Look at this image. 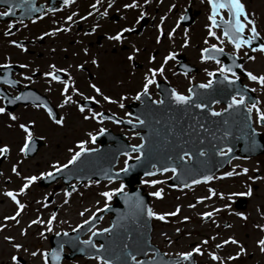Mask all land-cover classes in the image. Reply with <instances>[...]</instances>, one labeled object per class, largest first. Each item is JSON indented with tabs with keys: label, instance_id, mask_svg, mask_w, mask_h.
<instances>
[{
	"label": "flooded vegetation",
	"instance_id": "1",
	"mask_svg": "<svg viewBox=\"0 0 264 264\" xmlns=\"http://www.w3.org/2000/svg\"><path fill=\"white\" fill-rule=\"evenodd\" d=\"M18 3H21V0L16 2ZM131 3L132 0H99V2L72 0L70 4L65 5L58 4L55 0H28V3L22 4L21 7L14 6L9 16L0 17V107L5 109L0 113V147H7V151L0 155V188L4 189V193L8 191L15 193L17 201L24 205L18 210L17 203L4 194L7 204L0 211V226H2L0 256L7 255L11 260V256L16 255L19 264H44V258L40 253H47L49 250L48 237L53 230H46L47 219L38 214L39 203L33 196L36 188L40 187L37 170L30 172L29 176H36L38 179L23 193L20 192V188L26 183L25 177H28L22 173L23 169H28L25 162L33 160L40 148L47 143V137L36 134L37 129L33 127V121L38 120L40 113L47 118L45 122L48 133L50 130L53 133L56 127H67L64 125L70 122L72 117H82L85 127L79 130L80 138L72 135L70 142L73 145L83 141L84 147H87L90 140L88 134L95 135L105 128L124 133L128 138L131 132L126 127L102 119L100 116L93 119V114L109 111L120 118L131 119V107L141 104L142 100L161 101V97L171 94V90L188 95L189 88L206 83L209 79L213 80V85L217 78L221 79L224 88L229 91L230 85L217 71L220 65L216 60L225 66H232V71L236 73L235 85L239 84L247 88L251 92L247 97H256L255 102H259L257 107L260 108L263 102L261 93L263 86L248 80L245 72H252L257 76L264 75L262 70L264 54L258 50L255 52L251 50L264 43V0H241L246 15L254 21L260 36L247 47L236 51L235 55L232 46L221 35V28L213 29L220 39L208 36L207 25L210 22L207 16L210 9L207 0H149L148 4H144V0H137L139 7H123ZM93 4L96 5L95 8L91 7ZM40 6L42 10L39 9ZM170 7L172 11H169ZM7 8L5 4L0 3V11H6ZM32 8L36 11H31ZM141 12L145 13L142 17ZM182 15L185 19L180 20ZM221 15L225 19L229 18L226 10H222ZM69 16H72L71 20L67 19ZM138 17L139 22H137ZM161 17H164L163 21ZM9 23L12 24L11 28L8 27ZM157 25H160L159 29ZM247 27L251 26L246 25V29ZM65 28L68 30L64 31ZM121 28L132 30L123 33L121 41L108 39V36H114ZM56 29L59 31H54ZM169 32H172L171 37L168 35ZM249 35L246 30L243 38L247 39ZM186 36L188 44L185 46ZM205 40L208 41L207 44L204 43ZM212 44L223 48V53L215 60L201 61V49L210 48ZM169 52L175 53V58L165 63L163 58ZM129 56H132L131 60L128 59ZM247 56H252L254 59L249 60ZM93 59L96 60L95 64L92 63ZM162 64L163 74L156 73V83L149 86L148 95L142 94L140 99H136V94L141 92L148 69L155 70ZM237 64L241 65V68L235 67ZM50 65L55 69L65 70L54 73L60 76L61 81L71 77L68 91L63 90L60 81H54L44 75L53 71ZM207 72H212L213 76L209 77ZM225 74L232 79L230 73ZM91 85L99 88L102 95L97 94ZM72 88H75L76 92H72ZM65 95L70 96L73 102H65ZM17 96L26 98L17 100L15 99ZM104 96H108L114 103L104 100ZM50 105L57 110V119L62 118L61 124L57 125L52 118H49L45 109ZM81 107L84 108L83 112L80 111ZM211 107L220 110L224 109L225 105L217 102ZM9 113L16 119H10ZM85 116L88 119H84ZM252 117L254 126L262 130L264 125L256 123L255 110L252 112ZM20 124L29 128L32 137L43 139L41 147L36 148L35 145L32 148L30 140L26 151H20L24 146L26 135L19 127ZM97 126L99 128L92 132L86 129ZM70 148L71 146L67 145L66 149ZM77 150L78 147L73 153ZM13 166L16 168L15 172L12 171ZM239 171L229 170L228 172L236 174L216 178L206 184L207 188L203 187L209 194L220 195L218 199L208 201L200 214L195 212L189 220L183 221L193 222L200 218V222L205 224L194 232V239L187 242L186 248L177 249L176 238L168 237L166 233L158 235L153 227L152 241L164 256L178 258L180 264H221V261L223 264H264V252L260 251L261 246L257 243L264 238V230L261 228L264 226V210L259 212L260 216L255 219V211L246 213L249 199L245 209H238L234 204L238 195H230L231 199H225L224 189L221 188L223 186L219 184L222 181L236 183L237 178L242 176ZM242 185H238L241 188L237 193L248 192L247 189L244 190L245 185ZM252 186L253 190L257 187L254 184ZM45 189L52 192L53 186L49 185ZM209 189H212V192H209ZM251 194L246 197L250 198ZM226 203H230L231 208L226 207ZM45 204L48 203L45 201ZM256 206L260 207L258 204ZM214 209L218 211H213ZM205 212H211L212 215L202 216ZM238 212L243 214V218L236 215ZM6 217H14V219H6ZM37 218L44 223H32L37 221ZM177 232L180 233V229ZM230 237L238 243L224 244L223 241ZM13 244H20L22 247L17 250L12 247ZM197 244L200 245L201 253H194L188 261L181 260L177 255L191 251ZM241 247L245 251L237 256ZM32 252H36L37 255L32 256ZM209 253L215 254L219 259L212 260ZM151 256V253L148 254V257ZM229 256L234 259L229 260ZM61 263L98 264L96 259L79 257L62 259Z\"/></svg>",
	"mask_w": 264,
	"mask_h": 264
},
{
	"label": "water",
	"instance_id": "2",
	"mask_svg": "<svg viewBox=\"0 0 264 264\" xmlns=\"http://www.w3.org/2000/svg\"><path fill=\"white\" fill-rule=\"evenodd\" d=\"M63 1L60 0V2ZM186 113L197 115L198 121L194 122L192 126H195L198 137L202 135L209 138L206 142L201 139L198 142L192 141L184 135V131L191 126L189 120L180 118L173 121L172 124L168 123L167 126L157 115L154 118L156 122L144 126L146 133L142 137L145 138V145L144 151L141 153V160H128L129 169L127 171L113 170L119 154L131 151V148H128L124 142H120L114 148H103L88 155L82 154L77 162L52 174L51 181L61 176L66 184L71 180H80L79 184H81L92 178L100 181L106 179L105 173L113 175L114 179L122 178L124 180L122 184L128 186V190L119 192L114 197L113 204L75 231L84 232L93 226L104 213H112L109 235L104 237L106 249L100 254L106 259L112 260V264H127V247L133 241L149 239L151 217L146 212V209L149 208L148 195L143 193L142 187L135 186L141 184L140 176H145V172L156 173L164 167H175L177 173L169 179L170 185L177 183L182 186L184 184L191 185L193 179H200L205 175L211 176L215 170L223 167L233 156L264 152V141L261 139H258L261 147L257 151H253L260 144L251 141V125L248 122L244 124L240 109H234L230 115L215 116L209 124H207V120L204 121L201 111ZM165 131L173 134L168 136L164 133ZM177 131H182V133L175 135L174 132ZM244 136H246L245 140L242 139ZM238 146H240V150L234 153ZM226 148L230 149L226 155L217 154ZM202 150L205 151L203 156L200 155ZM184 152H188L191 156L189 162L180 161L179 156ZM153 164L156 165L154 170L151 169ZM71 188L72 186L67 187L68 190ZM137 201L140 202L139 207L136 206ZM241 202L244 203V201ZM141 231L144 232L141 233ZM74 248L78 249L79 247L74 246Z\"/></svg>",
	"mask_w": 264,
	"mask_h": 264
},
{
	"label": "snow or ice",
	"instance_id": "3",
	"mask_svg": "<svg viewBox=\"0 0 264 264\" xmlns=\"http://www.w3.org/2000/svg\"><path fill=\"white\" fill-rule=\"evenodd\" d=\"M3 2L7 3V0H3ZM71 2H72V0H64V4L65 5L70 4ZM97 2H99V0H97ZM27 3H28V0H21V3L16 4L15 7H21L22 4H27ZM148 3H149V0H144V4H148ZM207 5H208V7L210 9L209 14L207 16V19L210 22L209 25H207L208 36L209 37H216L217 39H220V37L217 36V33L213 29L221 28L222 29L221 35L224 38H226L227 43L230 44L232 46L233 50H234L233 55H235V52L240 50L242 47H247L248 45H250L255 39H257L260 36V33L257 32V29L255 27L254 21L249 19L248 16L246 15L245 6H244L243 3H241V0H207ZM91 7L95 8L96 5L93 4V5H91ZM109 7H111V4H109ZM123 7L124 8H135V7H139V5L137 4V0H132L131 4H125V5H123ZM172 7H174V5ZM172 7L169 8V11H172ZM30 10L31 11H36L35 8H32ZM222 10H226L227 15L229 17L228 19H225L224 16L221 15V11ZM12 11H13V5L12 4H8V8H7L6 11H0V17L9 16L10 13H12ZM104 14H106V13H104ZM73 15H75V14H73ZM89 15H91V13H89ZM144 15H145L144 12L140 13L141 17L144 16ZM218 17H219V19H217ZM241 18H243V19H241ZM67 19L71 20L72 16H69ZM81 19H84V17H81ZM163 19H164V17H161V21H163ZM183 19H185V17L182 15L180 17V20H183ZM137 22H139V17L137 18ZM246 25H250L251 27H247V29H246ZM8 27L11 28L12 24L9 23ZM156 27L159 29L160 25H157ZM67 30H68L67 28L64 29V31H67ZM93 30H95V29H93ZM131 30L132 29H130V28H121L120 31L116 32L114 36H108V39L109 40H114V41H121L123 39V35L122 34L125 33V32H129ZM246 30H247V32L250 33V35L247 37V39H244L243 38V34L245 33ZM54 31H59V29H56ZM185 31H187V29H185ZM168 35H169V37H171L172 36V32H169ZM157 40L159 41V36L157 37ZM204 43L207 44L208 41L205 40ZM187 44H188V39H187V36H186L185 40H184V45L186 46ZM16 46L17 47H21L20 45H16ZM21 50H23V49H21ZM251 50L253 52L258 50L260 53L264 54V43L259 44L258 48L257 47H253ZM134 51H138V49H134ZM85 52H87V49H85ZM221 53H223V48H219V47H217L216 44H212L210 46V48L206 47V48L201 49L200 59H201V61L215 60L216 57L218 55H220ZM174 58H175V53L169 52L168 55L165 56L163 59H164V62L166 63L169 59H174ZM128 59L131 60L132 56H129ZM150 59H152V57H150ZM247 59L251 60V59H254V57L247 56ZM216 62H217V64L220 65L219 68L217 69V71L221 74L223 80L227 81L229 85L234 84L235 83V78H236V73L232 71V66H225L224 64H221L219 60H216ZM92 63L95 64L96 60L93 59ZM5 67H7V65H5ZM21 67H25V65H21ZM49 67L52 68L53 71L46 72V73H44V75L47 76V77H50L54 81H60L63 84V90L65 92L68 91V89H69V80L71 79V77H69L68 80L61 81L60 76L59 75H55L54 73L57 72V71L63 72L65 70L64 69H55V67L52 66V65H50ZM77 67H79V65ZM235 67L241 68V65L237 64V65H235ZM241 70H243V69H241ZM157 72L163 74V64L159 68H157L155 70L151 69V68L148 69V74H146L144 76V83H143L141 92H138L136 94V99H140L142 94L144 96L148 95L149 86L156 83L155 76H156ZM225 73H230L232 79H230L229 76L226 75ZM207 75L209 77H212L213 73L212 72H207ZM245 75H246L248 80L254 81V82L260 84L261 86H264V75L257 76V75H254L252 72H245ZM6 82L7 83H12L11 81H6ZM212 85H213V80L209 79L206 83H201V84L197 85L196 87L200 88V89H209ZM91 87H93V89L96 91L97 94H101L102 95L101 90L99 88H97L95 85H91ZM71 91L72 92H76V89L72 88ZM192 91L193 90L191 88H189V94L188 95H183V94L177 92L176 90H171V99L173 100L174 103H176L178 105H184V104L191 103L192 102ZM23 98H26V97L17 96L15 99L19 100V99H23ZM103 98L106 101H110V98L108 96H104ZM86 99H92V98L91 97H86ZM64 100H65V102H69V103L73 102L71 97L67 96V95L64 96ZM9 102H11V101H9ZM110 102L114 103V101H110ZM217 102L218 101H215V100L212 101V103H217ZM152 103L153 104H159V103H162V101L154 100V101H152ZM245 103H246L245 95L242 92L237 91L236 95H233L231 97L230 101L228 102L227 108L222 109V111L226 112V111H228V109H231V108H239L241 106H244ZM258 103L259 102L257 101L255 103L248 104L247 107L245 108V111L248 112V113H251V112H253V110H255L256 123L264 125V112H262L261 109L257 107ZM121 107H122V105H121ZM195 107L203 109V108L206 107V105L204 103H196ZM45 110L48 112L49 117L53 118L52 111L50 109H47V108ZM4 111H5V109L0 107V113H3ZM80 111L83 112L84 108L81 107ZM209 111L211 112L212 116L221 115V112L211 111L210 109H209ZM8 115H9L10 119H12V120L16 119V117L13 116L11 113H9ZM100 115H101L100 113H94L92 118L95 119L97 116H100ZM126 115H127V113H126ZM101 118L103 119L104 117H101ZM84 119H88V117L85 116ZM109 119H110V117H109ZM248 119L251 120V116H249ZM54 122L57 125H59V124L62 123V118L61 119H54ZM113 122L114 123H118L119 121H113ZM127 123L133 124V121L132 120H128ZM144 123H145V121L140 119L139 117H137L135 119V124L143 125ZM135 124H133V127H135ZM19 127L26 134L25 138H24V146L21 147V149H20L21 152H25L26 149L28 148L29 141L32 138V133L30 132L29 128L26 125H24V124H20ZM100 131L104 132L105 129H101ZM88 135H89L90 139L94 142L95 139H96V136L92 135L91 133H89ZM140 140H141L140 144L129 145V147L131 148V151L133 153H143L144 145H145V138L144 137H140ZM78 149H79L78 151H75L71 155V157L68 159L66 164H59V165L54 164L52 166L53 171L59 172L62 168L66 169L69 165H72L75 162H77L80 159V157L82 156V154L94 151V149H86L84 147V142L83 141H81L78 144ZM6 151H7V147H0V155H3ZM69 152H72V149H69ZM217 154L221 155V156L226 155V153L224 151H222V150L219 151ZM123 155L125 157H129V153L128 152H124ZM200 155L203 156L204 152L201 151ZM129 158H131V157H129ZM141 158H142L141 155H137V156L134 157V159H136L137 161H140ZM185 158L191 159V156L189 155L188 152H184L183 155L179 156L180 160H184ZM152 167L155 169L156 165L153 164ZM128 169H129V162H128V159H125L124 160V167L122 169H120V171L121 172H125ZM12 171L13 172L16 171L15 166H13ZM160 171L161 172H169V171H171V173L175 176L176 173H177V168H175V167H171V168L164 167V168H161ZM242 171L246 173L248 170L247 169H243ZM234 174H236V173H234V172H225L224 176H232ZM40 175L42 177L43 176H47V177L51 178L52 177V172H43ZM152 175H154L153 172H145V176H152ZM105 178L109 181V183H111L112 180L114 179V176L110 175L108 173H105ZM37 179H38V177H36V176L25 177L26 183H24L23 186L20 188V192L23 193L24 190L31 183L36 181ZM211 179H213L212 176L205 175V176H202L200 179H193L191 181V183L192 184H198V183L201 182V180L207 182V181H209ZM95 182L99 183V181H95ZM141 183L142 184L147 183V184H150V185H155V184H158V183H162V181L141 180ZM183 186L184 187H189L188 184H184ZM123 188H124V185L121 184L119 188H115V189H112L110 191H103V192L100 193V195L105 198V201H107V200L111 199L112 196L115 195L116 193L122 192ZM72 191L73 192L76 191L75 186L72 187ZM209 192H212V189H209ZM4 194L6 196L10 197L14 202L17 203L18 210L22 209L24 207L23 204H20L17 201L15 193H13L11 191H8V192H6ZM161 194H162V190H159V189L154 191V192H152V193H150V195H152V196H154L156 198H160ZM250 194H251V191L246 192V193L245 192L234 193L232 195L246 196V195H250ZM64 195H65V197H68L70 195V193L68 191H65ZM65 202H67V201H65ZM139 203L140 202L137 201V205H136L137 207H139ZM104 207L105 208L108 207L107 202H105ZM189 207H192V205H189ZM179 210H180L179 207H177L176 211H174V212L158 214V213L154 212L151 208H148V209H146V212H147V215L149 217H155L158 220H164L166 216H175L179 212ZM97 211H100V209H98ZM213 211H218V209H214ZM81 215L83 216L84 213L82 212ZM93 215H95V213H93ZM211 215H212L211 212H205V213L202 214V216H207V217H210ZM236 215L241 216V218H243V214L242 213L238 212V213H236ZM54 218H55V213H52V215L47 220V225H48V228L46 229L47 231H51L52 230V222H53ZM6 219H14V217H6ZM91 219H92V217L90 216L88 218V220H91ZM184 219L187 220L188 217H184ZM88 220L83 221V223L87 224ZM37 222L44 223V221L39 220V218H37V221H32V223H37ZM80 226L81 225L77 224L76 228H80ZM0 227H2V226H0ZM261 228H262V230H264V226H261ZM72 231L75 232L76 229L74 228V229H72ZM100 231L104 232V233H107V232H109V228H103V229H100ZM177 231H179V229H177ZM21 234H23V232ZM41 235H43V233H41ZM56 235L59 236V235H61V233L58 232V233H56ZM63 235L67 236L68 233L64 232ZM96 235H97V232H93L92 236H90L88 238V240L80 241V243L82 245L91 246V248L95 249L97 253H100L104 249L105 246L104 245L97 246L96 244H94L92 242V237H94ZM5 239H10V238L9 237H5ZM229 242L232 243V244H237L238 243L236 240L232 239L231 237L228 240L223 241L224 244H228ZM202 243H206V241H202ZM257 243L261 246L260 247V251L264 252V238H261ZM12 247L17 249V250H19L22 246L20 244H13ZM217 247H220V245H217ZM60 248L62 249L63 245H61ZM244 251H245V249L243 247H241L239 252H237L236 255L239 256L240 253H242ZM194 253H196V254H200L201 253V248H200L199 244H197L196 246L192 247L191 251L181 252V253H178L177 255L180 257L181 260L188 261L193 256ZM31 255L32 256H36L37 253L36 252H32ZM40 255H41L42 258H44V264H48V260H47L48 253H46V252L45 253H40ZM127 255H128L129 259L132 261V264H141V261L137 260L135 256H133L131 254H127ZM209 255L211 256L212 260H218L219 259L215 254L209 253ZM51 257H52V260L54 262H58L61 259L60 251L53 249L51 251ZM95 259L98 262V264H112V260L106 259L103 255H99L98 254V255L95 256ZM228 259L229 260H233L234 257L229 256ZM11 261H12V264H19L18 257L16 255H12L11 256ZM172 264H180V260L174 261V262H172ZM221 264H223L222 261H221Z\"/></svg>",
	"mask_w": 264,
	"mask_h": 264
},
{
	"label": "rangeland",
	"instance_id": "4",
	"mask_svg": "<svg viewBox=\"0 0 264 264\" xmlns=\"http://www.w3.org/2000/svg\"><path fill=\"white\" fill-rule=\"evenodd\" d=\"M262 68V70H264V66H262ZM261 93L263 102L260 105V109L264 112V86L262 87ZM45 121H47V118L41 113L38 116V120L33 121V127L37 129L35 133L38 135H45V137H47V143L40 148L38 155L33 160L28 161V163L25 162L28 169H23L22 173L26 174V176H29L30 172H35V170H37L40 177L41 173L52 168L54 164L59 165L67 162L73 151L78 147L77 144H71L70 138L72 135L75 138H80L79 130L82 127H85L83 126L84 120L82 117L76 116L72 117L70 122L64 125L67 127L56 128L53 133L52 130L48 133L47 129V132L45 133ZM97 128H99V126L94 128L86 127V129L90 130V132ZM133 141L135 142L136 139ZM88 144H90L89 141ZM67 145H69V147L71 146L70 149H72V152H69V150L66 149ZM129 157L132 158V156ZM125 158V156L120 158L116 166L117 169L123 167ZM233 166L235 168L247 169L248 171L246 173L244 172V176L238 177L236 183H233V181L230 183H225L224 181L219 183L223 186L221 188L224 189L223 194L225 195V199H231L229 196L237 193V190L241 188L238 185H245H242L244 190L247 189L248 192L251 191L252 193V196H249L248 211H246V213L249 211H255L254 217L257 219V217L260 216L259 212L264 210V153L257 155L251 160L237 161ZM255 168H258L260 171V175L258 177H254L253 169ZM170 175V172H165L146 177L143 180H157L162 181V183L155 185L145 183L142 185L149 193L158 189L162 190L160 198H156L151 195V204L154 212L158 214L174 212L176 211V208L179 207L180 210L175 215L176 218L170 219V217L173 216H166L164 220H158L154 217V226L158 235L160 233H166L168 237L176 238V248L183 249L186 248L188 241L194 239V232L197 231V229H201V227L205 225L200 222V218H198V220H194L193 222H183L185 220L184 217H188L187 220H189L193 213L195 214V212H198L200 214L207 202L218 199L220 194L214 196L213 199L207 197L209 193L203 189L204 186H198L185 190L169 189L167 188L166 179ZM253 184L257 186L254 187V190H252ZM117 186V182L115 181H112L111 183H109V181H103L100 183L88 182L83 184L82 187L76 188V191H70V195L68 197H65L64 195L65 189L60 187L56 190L53 204L44 208H38V214L45 216L44 218H48L52 215V213H55L56 219L54 221V226L64 224L67 227L68 223L76 224L80 220L98 212V209L101 210L104 207L105 202L108 204L110 199L105 201V198L102 197L100 193L115 189ZM48 192V189L38 187L33 193V196L36 200H38V203H41L43 198L49 194ZM6 204L7 198L4 196V189L0 188V211L4 209ZM257 204L260 205V207H257ZM189 205H192V207H189ZM225 206L231 208L230 203H226ZM82 212L84 213L83 216L81 215ZM103 222L102 226L105 225V222L106 224L108 223V219L105 218ZM177 228L180 229V233L177 232ZM0 264H12V261L7 257V255H1Z\"/></svg>",
	"mask_w": 264,
	"mask_h": 264
}]
</instances>
